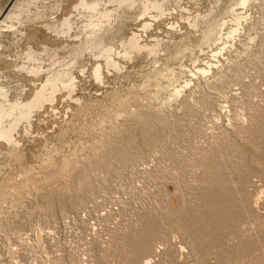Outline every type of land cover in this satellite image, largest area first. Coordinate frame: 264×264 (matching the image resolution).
<instances>
[{"label":"rangeland","instance_id":"rangeland-1","mask_svg":"<svg viewBox=\"0 0 264 264\" xmlns=\"http://www.w3.org/2000/svg\"><path fill=\"white\" fill-rule=\"evenodd\" d=\"M3 31L0 103L48 100L0 138V264H264V0H35Z\"/></svg>","mask_w":264,"mask_h":264},{"label":"bare ground","instance_id":"bare-ground-1","mask_svg":"<svg viewBox=\"0 0 264 264\" xmlns=\"http://www.w3.org/2000/svg\"><path fill=\"white\" fill-rule=\"evenodd\" d=\"M35 0H16L11 6L10 10L6 13L4 18L0 21V35L4 31V27L7 26V23L10 19H14L15 21L19 20V16L22 12L28 9L29 5L32 4ZM8 3V0L6 4ZM5 4V6H6ZM3 6V7H5ZM0 8V14L4 8ZM91 10H95L94 6L88 7ZM19 23V22H18ZM13 28L12 25L6 27V29ZM131 46L133 48H137L136 41H132ZM111 64V63H110ZM109 64V65H110ZM54 81H50L47 86L53 87ZM1 92V91H0ZM2 93V92H1ZM2 97H4L2 95ZM48 97L45 94H39L35 97L31 102L26 104H7L0 103V138L5 139L8 142H11V135L16 129L18 123L24 119L28 120L30 111L39 107L44 101L48 100ZM29 122V121H28ZM7 124V126H5Z\"/></svg>","mask_w":264,"mask_h":264},{"label":"water","instance_id":"water-1","mask_svg":"<svg viewBox=\"0 0 264 264\" xmlns=\"http://www.w3.org/2000/svg\"><path fill=\"white\" fill-rule=\"evenodd\" d=\"M16 0H9L8 3L6 4V6L4 7L3 11L0 14V21L4 18V16L6 15V13L10 10L11 6L13 5V3Z\"/></svg>","mask_w":264,"mask_h":264}]
</instances>
